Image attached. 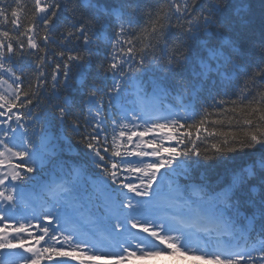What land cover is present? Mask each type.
I'll return each instance as SVG.
<instances>
[{
    "label": "snow or ice",
    "instance_id": "1",
    "mask_svg": "<svg viewBox=\"0 0 264 264\" xmlns=\"http://www.w3.org/2000/svg\"><path fill=\"white\" fill-rule=\"evenodd\" d=\"M250 11L0 0V264H264V0L259 37Z\"/></svg>",
    "mask_w": 264,
    "mask_h": 264
},
{
    "label": "trees",
    "instance_id": "2",
    "mask_svg": "<svg viewBox=\"0 0 264 264\" xmlns=\"http://www.w3.org/2000/svg\"><path fill=\"white\" fill-rule=\"evenodd\" d=\"M19 2L23 5H25L27 8H31L32 6V0H19ZM102 2L105 3H110V4H114L117 2V0H102ZM9 3H12V0H9ZM248 3L251 4V11L249 13V21H247V23L250 24L251 28L254 29V34L256 37H259L260 35V27H261V14H262V0H248ZM245 11H248L247 7H245ZM157 54H159V52H157ZM224 89H222L223 91ZM228 91H232L233 89L229 88L227 89ZM233 99L235 98L234 96L232 97ZM163 103L166 106H173L171 99H165L163 101ZM228 107H231V105H228ZM178 111H181L180 109H177ZM209 111H211V109H209ZM181 114H183V112L181 111ZM218 118L217 116L213 115L212 117H210V119H216ZM211 130V129H210ZM216 141L209 138L208 141H206L205 145L202 146V151L204 147H210L211 143H215ZM236 155V159L235 160H231L229 161L227 164H222L219 165L217 167H213L211 169L208 170V174L212 175L213 177L219 175L221 178H223V176L227 173H229L232 169L233 166H242L244 165L248 160L251 159V156L249 155H245L244 153H238L235 154ZM85 168L88 167L87 164L84 165ZM90 173V172H89ZM200 175L203 176L205 175V170L201 169L200 170ZM86 180L89 183V186L91 185V182L93 180H89L86 176H85ZM181 183H183V179L181 178ZM91 254V253H89ZM258 255V254H256ZM177 261L180 260V253L175 254V257ZM159 260V256H143L141 257V263H137V264H157ZM193 262H195L196 264H205V263H209V261L204 260V259H200L196 256H193L192 258ZM79 262V261H77Z\"/></svg>",
    "mask_w": 264,
    "mask_h": 264
},
{
    "label": "rangeland",
    "instance_id": "3",
    "mask_svg": "<svg viewBox=\"0 0 264 264\" xmlns=\"http://www.w3.org/2000/svg\"><path fill=\"white\" fill-rule=\"evenodd\" d=\"M186 258L181 262V264H192V262L188 259L189 255L185 256ZM171 258L168 255L162 256L160 260V264H171Z\"/></svg>",
    "mask_w": 264,
    "mask_h": 264
}]
</instances>
